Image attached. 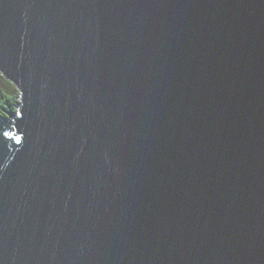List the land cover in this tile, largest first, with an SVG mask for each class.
I'll list each match as a JSON object with an SVG mask.
<instances>
[{"label": "water", "instance_id": "95a60500", "mask_svg": "<svg viewBox=\"0 0 264 264\" xmlns=\"http://www.w3.org/2000/svg\"><path fill=\"white\" fill-rule=\"evenodd\" d=\"M0 264H264V0H0Z\"/></svg>", "mask_w": 264, "mask_h": 264}, {"label": "trees", "instance_id": "16d2710c", "mask_svg": "<svg viewBox=\"0 0 264 264\" xmlns=\"http://www.w3.org/2000/svg\"><path fill=\"white\" fill-rule=\"evenodd\" d=\"M0 80L3 81L6 86L11 88V93H9L8 95L4 92L0 93V110H8L9 112H13L16 109L17 105V91L9 82L1 77V75Z\"/></svg>", "mask_w": 264, "mask_h": 264}, {"label": "rangeland", "instance_id": "374dc122", "mask_svg": "<svg viewBox=\"0 0 264 264\" xmlns=\"http://www.w3.org/2000/svg\"><path fill=\"white\" fill-rule=\"evenodd\" d=\"M4 92L5 94L11 93V88L6 86L3 81L0 80V93ZM1 98V97H0Z\"/></svg>", "mask_w": 264, "mask_h": 264}, {"label": "flooded vegetation", "instance_id": "af4514ba", "mask_svg": "<svg viewBox=\"0 0 264 264\" xmlns=\"http://www.w3.org/2000/svg\"><path fill=\"white\" fill-rule=\"evenodd\" d=\"M17 108V105H16ZM16 109L13 112H9L8 110H0V121L6 120L7 119V114L8 113H15ZM7 112V114H6Z\"/></svg>", "mask_w": 264, "mask_h": 264}]
</instances>
